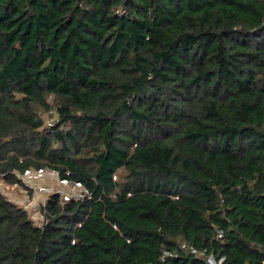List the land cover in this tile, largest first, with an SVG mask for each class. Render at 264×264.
<instances>
[{"label": "trees", "instance_id": "16d2710c", "mask_svg": "<svg viewBox=\"0 0 264 264\" xmlns=\"http://www.w3.org/2000/svg\"><path fill=\"white\" fill-rule=\"evenodd\" d=\"M32 168L87 193L36 226L1 184L0 264H264V0H0V176Z\"/></svg>", "mask_w": 264, "mask_h": 264}, {"label": "rangeland", "instance_id": "374dc122", "mask_svg": "<svg viewBox=\"0 0 264 264\" xmlns=\"http://www.w3.org/2000/svg\"><path fill=\"white\" fill-rule=\"evenodd\" d=\"M2 181H3V184H5V185H7V186H9L11 188L15 187V185H16V184L15 185H10V184L5 183L4 180H2ZM28 181L30 183H32L34 186H36L37 190L36 189H32V195H31L28 192L26 187H23V186L18 184L19 186L24 188L27 191V194L29 195V198L25 199L23 202H26V201H29V200H34L35 197L36 198L37 197H41V199L39 201H42L43 199H45V196L47 195V193H50V192H52L55 189L60 190L64 194H67V195H71V194H78V195L82 194V195H84L86 193V191L83 190L82 186H80L78 184H72L70 182L64 183V182L59 181L58 179H54L50 172H43V173H40V174H37V173L36 174H32L28 178ZM0 191H2L1 188H0ZM34 193H36L35 197H34ZM6 197H8V196L6 195ZM61 197H62V195H61ZM8 199H9V197H8ZM44 204H41V213L42 214H44L43 211H42V206ZM18 206H19V204H18ZM28 212L30 214V218L33 219V222L36 225H41L43 223L42 220L39 221V220H36L33 217L32 213H31V210L29 208H28Z\"/></svg>", "mask_w": 264, "mask_h": 264}, {"label": "water", "instance_id": "95a60500", "mask_svg": "<svg viewBox=\"0 0 264 264\" xmlns=\"http://www.w3.org/2000/svg\"><path fill=\"white\" fill-rule=\"evenodd\" d=\"M43 172H51L52 174H54V175H58L57 174V172L55 171V170H52V169H50V168H45V169H42L41 171L40 170H36V169H34V168H32V169H30V171L29 172H26V173H24L23 175H20L19 177L22 179V181L25 183V185L28 187V188H31V189H36V186H34L32 183H30L29 181H28V178L32 175V174H40V173H43ZM59 179V178H58ZM59 181H60V179H59ZM70 183H72V184H76L75 182H73V181H70ZM1 184H3V181H2V179H1V177H0V186H1ZM59 185V184H58ZM14 189L16 188V189H21L22 191H23V193H24V197L21 199V200H19L17 203L19 204V207H22V208H24V209H26V210H28V206L25 204V203H22L25 199H28L29 198V195L27 194V191L24 189V188H22L21 186H19L18 184H16L15 185V187H13ZM82 188H84L83 187V185H82ZM10 190V189H9ZM37 190V189H36ZM2 192V191H1ZM5 196L7 195L8 197H9V201L10 202H12V203H14V204H16L15 203V201H14V197H12V196H9L8 194H6V193H4V192H2ZM47 193V192H46ZM55 194H57V195H62V198H61V200H62V202H65V201H67V200H69V199H71V198H73V199H76V198H78L80 195H78V194H71V195H67V194H64L62 191H60V190H57V189H55V190H53L52 192H50V193H47V195L45 196V199H43L42 201H41V204H44L45 202H46V200L49 198V196H52V195H55ZM36 196V193H34V197ZM7 197V198H8ZM18 204H16V205H18ZM31 220H33V219H31ZM36 225V224H35ZM36 226H39V225H36Z\"/></svg>", "mask_w": 264, "mask_h": 264}, {"label": "built area", "instance_id": "2783aa9c", "mask_svg": "<svg viewBox=\"0 0 264 264\" xmlns=\"http://www.w3.org/2000/svg\"><path fill=\"white\" fill-rule=\"evenodd\" d=\"M42 169H40V171H41ZM30 170H27L26 172H29ZM25 172V173H26ZM60 179V181L61 182H64V183H68V182H70L68 179H61V178H59ZM76 184H78V185H80V186H82V184L80 183V182H75ZM83 190L84 191H86V193H87V190H85V188H83ZM81 196H83L82 194L79 196V197H81ZM15 203H17V198H15ZM29 201H32V200H29ZM18 204V203H17ZM44 219H45V214H42L41 213V220H42V222L44 221ZM194 253H196V250H192ZM201 255H203L204 253L203 252H201L200 253ZM207 260H208V262L210 263V264H222V262L221 261H218L217 259H215L213 256H208L207 257Z\"/></svg>", "mask_w": 264, "mask_h": 264}]
</instances>
